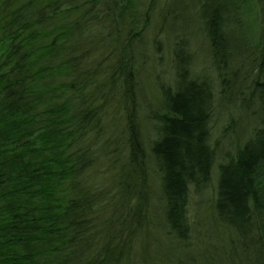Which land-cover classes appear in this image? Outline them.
I'll use <instances>...</instances> for the list:
<instances>
[{"label":"trees","instance_id":"obj_1","mask_svg":"<svg viewBox=\"0 0 264 264\" xmlns=\"http://www.w3.org/2000/svg\"><path fill=\"white\" fill-rule=\"evenodd\" d=\"M249 1L212 0L209 13L201 16L219 98L232 100L227 94L237 80L226 78L232 60L242 62L245 54L249 70H255L245 90L258 122L216 163L210 141L214 85L204 75H192L190 57L176 49L180 42L172 51L171 80L159 86L163 111L152 117L154 138L146 154L131 108L124 109L120 134L110 137L99 114L107 99L102 85L117 84L118 73L116 99L123 105L131 71L119 67L122 71L107 75L104 64L81 70L88 64L83 57L78 63L73 57L52 64L47 54L57 41L45 43L48 33L37 27L61 13L58 0H0L3 31L14 25L5 35L17 43L11 42L0 58V264H121L140 215L148 208L152 212L150 159L161 202L160 228L167 236L177 245L189 242V205L213 181V222L242 241L239 253L250 264H264V7H258L263 16L257 39L250 41L240 20ZM96 2L83 5L90 12ZM154 3L148 0L139 33L132 34L139 36L149 26ZM74 27L62 22L51 31L60 40ZM89 27L82 24L75 37L90 39ZM239 95V107L248 108L244 92ZM235 240H230L234 254Z\"/></svg>","mask_w":264,"mask_h":264},{"label":"rangeland","instance_id":"obj_2","mask_svg":"<svg viewBox=\"0 0 264 264\" xmlns=\"http://www.w3.org/2000/svg\"><path fill=\"white\" fill-rule=\"evenodd\" d=\"M84 1L58 0L57 6L61 13L57 11L54 17L50 15L52 18L40 23L37 30H44L48 33V36L44 38L45 43L57 41L52 51L47 54V59H50L52 64L59 60L64 62L73 57H76L73 62L78 63L80 61L77 60L83 57L88 64L81 70H93L94 68L99 70L97 64H101L100 68L104 64L107 75L121 70L119 67L131 71V84L127 88L130 94L123 105L116 99L118 98L116 95H119L117 85L122 79L118 73L115 76L117 84L106 83L101 87L107 99L99 114L102 120L107 122L108 137L116 133L120 134L125 115L124 109L131 108L144 149L146 154L149 153L155 127L152 117L163 111L159 86L171 80L168 68L175 42H180V45H176V49H182L190 57L192 75L198 77L204 75L210 78L214 85L217 99L214 102V113L210 124V141L215 149V162L222 161L227 151L232 153V146L235 147L236 142L251 135L258 122V117L251 115L256 105L248 101L246 86L250 81L251 72L255 70H249L245 54L241 58L243 63L240 60L237 62V59L232 60L226 72L228 80H232L233 83L237 80L228 90L227 95L232 100L230 101L228 97L224 100L219 98L220 86L219 83L217 84L216 71L210 62L207 41L202 36L201 16L209 13L208 7L212 0H155L150 11L149 26L139 36L132 32L139 33L138 27L142 25L148 0H97L92 7L94 10L90 12L87 10L88 5H83ZM259 6L264 7V0H250L246 8L240 12V20L243 21L242 31L250 41L254 39L253 37L257 39L261 27L263 11L258 8ZM65 8L68 10H64ZM49 11L50 9H46L45 12ZM101 12L103 14L108 12L109 15L104 16ZM90 19H93V22ZM98 19H102L104 25L99 21L97 24ZM131 20L133 24H130ZM62 22L68 25L73 24L75 27L69 37H61L58 40V38L55 39V33L51 30ZM84 23L90 24L86 31L90 39H87L85 34L78 38L77 35L75 37V31ZM133 25L135 27L131 28ZM229 27L233 29L235 26L231 24ZM4 28H6L5 24L0 23V58L3 51H8V45L13 42L7 38L9 34L7 36L5 34L10 33L15 26L12 25L5 29L6 32L3 31ZM237 39L235 35L233 42L231 40L229 42L230 46L235 47L234 42ZM13 44L17 43L13 42ZM22 52L23 50L19 53ZM127 59L129 62L126 65ZM105 72H99V76ZM239 91L244 92L243 96L248 103V108L239 107L242 99ZM231 118L235 119L234 123L230 122ZM116 149L119 150V146H116ZM153 162L149 160L147 176V186L154 193L153 196L151 193L148 197L152 212H149L148 208L144 216L140 215L139 223H136L133 229L135 235L130 242L131 246L126 251L121 264H250L247 255H240L242 254V241L235 240L234 235L223 225L213 222L211 211L213 181L210 182L208 188L200 191L191 200L189 209L192 230L186 245H177L176 240L171 239L161 230L159 222L161 202L156 196L158 192L157 175L154 173ZM212 169L213 178L215 168ZM230 240H235L234 246L238 248H234L235 254L230 249L232 247ZM240 256L241 261L238 260ZM235 261L238 263H234Z\"/></svg>","mask_w":264,"mask_h":264}]
</instances>
